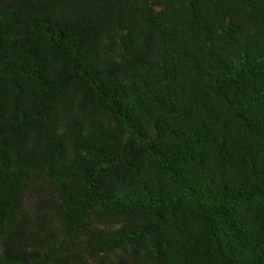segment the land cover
I'll list each match as a JSON object with an SVG mask.
<instances>
[{
  "label": "trees",
  "instance_id": "16d2710c",
  "mask_svg": "<svg viewBox=\"0 0 264 264\" xmlns=\"http://www.w3.org/2000/svg\"><path fill=\"white\" fill-rule=\"evenodd\" d=\"M0 264H264V0H0Z\"/></svg>",
  "mask_w": 264,
  "mask_h": 264
}]
</instances>
